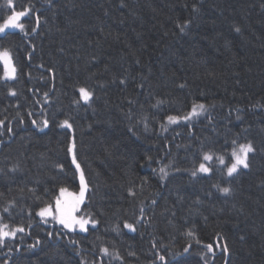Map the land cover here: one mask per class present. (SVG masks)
Returning a JSON list of instances; mask_svg holds the SVG:
<instances>
[{"label":"trees","instance_id":"obj_1","mask_svg":"<svg viewBox=\"0 0 264 264\" xmlns=\"http://www.w3.org/2000/svg\"><path fill=\"white\" fill-rule=\"evenodd\" d=\"M13 2L31 11L0 34L17 68L3 79L0 62V213L25 231L0 264H264V0ZM14 9L0 0V24ZM73 137L87 232L37 215L80 186ZM233 141L255 148L248 169L191 175L205 152L230 163Z\"/></svg>","mask_w":264,"mask_h":264},{"label":"snow or ice","instance_id":"obj_2","mask_svg":"<svg viewBox=\"0 0 264 264\" xmlns=\"http://www.w3.org/2000/svg\"><path fill=\"white\" fill-rule=\"evenodd\" d=\"M7 3L10 7L13 6L12 0H7ZM31 11V7H24L20 11H13L11 15H8L7 18L4 20L3 24H0V34L5 33L6 29L13 28L18 29L20 31H24L25 24L21 23V19L28 16L29 12ZM37 25L39 24V16L37 15L35 17ZM187 27V25H184L181 27V31H184V28ZM32 31H35V28L32 29ZM236 31H239L237 28ZM27 34V33H25ZM29 54V59H30ZM0 62L3 63V79L6 80H15L17 78V68L15 67L12 59V55L9 49H3L0 50ZM43 67V65H41ZM10 94L12 96H16L17 93L14 89H10ZM80 98L87 103L89 100L92 99L93 93L89 91L88 89L81 87L78 89ZM45 96H47V93H45ZM79 103V101H77ZM162 103V101L157 102ZM206 110V106L204 104H193L191 112L188 113L186 116L182 117L184 120H189L193 116H199L203 114V112ZM19 115V113L17 114ZM31 115V113H29ZM22 119V118H21ZM168 121L170 123H177L181 117L177 116H168ZM33 124H36V121H32ZM43 127H48V120L45 119L42 121ZM4 125V121L0 120V126ZM61 127H67L69 129L72 128V124L69 123L67 120H64ZM163 127V126H162ZM166 130V129H165ZM8 131H11V128L8 129ZM233 147L230 152L231 156V162L227 163L225 156L220 155L218 157H214V154L211 152H205L203 154V162L199 164V167L195 170L191 171V175L193 177L197 176L198 173H205L210 174L213 171V168L211 166V162L214 160H218V163L220 165L226 166V172L228 177H233L234 174H237L241 168L248 169L250 167L249 165V154L255 152V148L253 147L251 142L248 143H241L237 144L236 141H233ZM67 151L71 154V161L75 165L76 169L79 170V180H80V186H79V192L78 193H68V190L64 187H61L59 189V195L55 198V211H53V205L48 204L45 207L41 208L37 215H39L41 218L51 217L55 221H57L60 225H63L65 229H68L70 231H76L77 228L80 231L87 232L88 231V225H92V227H95L98 221L94 220L90 213H84L81 215H77L78 212L81 210V205L85 202V194L88 191V184L85 182V176L84 172L80 167V164L77 163V143L75 140V137H73L68 145ZM61 170H63V165L59 166ZM161 173H163V176L161 177L166 178L168 173L165 171L164 168L160 169ZM223 171V169H222ZM217 187H219L217 185ZM224 194H229L231 192L230 187H222L219 189ZM30 191H35L30 190ZM67 193L68 196H70L72 199L70 201L63 199L65 197V194ZM155 203V201H153ZM9 208H5L4 212H8ZM143 211V210H141ZM45 223H48L47 219H44ZM125 227L135 230L133 225L131 224H125ZM25 229L20 226L11 227L8 223L3 222V217L0 216V244H3L7 239H15L17 236V233L24 232ZM51 235V233H49ZM188 235H192L191 232L188 233ZM75 243V241H73ZM219 247V244L217 245ZM209 251H212V245L208 244L206 245ZM103 253L105 255H109V249L107 247L102 249ZM187 251V249H185ZM223 251L227 252L228 247L225 243L223 245ZM165 257L161 256L160 260L163 261Z\"/></svg>","mask_w":264,"mask_h":264},{"label":"rangeland","instance_id":"obj_3","mask_svg":"<svg viewBox=\"0 0 264 264\" xmlns=\"http://www.w3.org/2000/svg\"><path fill=\"white\" fill-rule=\"evenodd\" d=\"M5 2L7 3V0H5ZM8 4V3H7ZM12 4H13V6H12V8L14 9V2H13V0H12ZM13 11H19V10H13ZM25 18V17H24ZM24 18H22L21 19V23H23V19ZM4 23V22H3ZM8 30H18V29H13V28H9V29H6L5 31H8ZM14 63V62H13ZM3 64V63H2ZM15 65V64H14ZM69 122V121H68ZM70 123V122H69ZM1 127V126H0ZM66 127V126H65ZM229 156H230V154H229ZM214 157H218V156H215L214 155ZM231 157V156H230ZM215 159V158H214ZM225 159H226V162H227V158L225 157ZM232 159V158H231ZM77 163H79L80 164V162H79V160H78V158H77ZM75 166V165H74ZM80 167H81V169L83 170V168H82V166H81V164H80ZM241 169H243V168H241ZM240 169V170H241ZM77 172H78V178H79V170H77ZM84 172V171H83ZM84 176H85V174H84ZM79 182H80V180H79ZM85 182L87 183V180H86V176H85ZM88 184V183H87ZM67 190H68V193H78L79 192V188L77 189V190H73V189H70V188H66ZM88 189H89V187H88ZM87 194H88V191L86 192V194H85V201L87 200ZM63 199H65V200H68V201H70L72 198L70 197V196H68L67 195V193L65 194V197L63 198ZM85 203V202H84ZM51 205H53V211H55V207H54V205H55V202L53 203V204H51ZM82 206L83 205H81V210H82ZM81 210H80V212H81ZM39 212V211H38ZM80 212H78L77 213V215H80ZM0 216H1V213H0ZM46 218H50V219H52L51 217H46ZM52 220H54V219H52ZM55 221V220H54ZM57 224H59L57 221H55ZM5 223V222H4ZM60 225V224H59ZM97 225V224H96ZM63 226V225H62ZM16 227V226H15ZM88 227V229L90 228V227H92V225H88L87 226ZM77 230L78 231H80L78 228H77ZM17 235H18V233H17Z\"/></svg>","mask_w":264,"mask_h":264}]
</instances>
